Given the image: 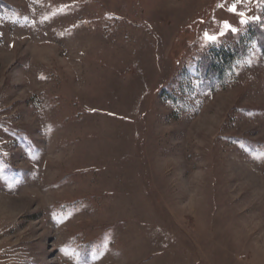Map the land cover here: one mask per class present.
Instances as JSON below:
<instances>
[{"label":"rangeland","instance_id":"obj_1","mask_svg":"<svg viewBox=\"0 0 264 264\" xmlns=\"http://www.w3.org/2000/svg\"><path fill=\"white\" fill-rule=\"evenodd\" d=\"M1 1L0 264H264V0Z\"/></svg>","mask_w":264,"mask_h":264},{"label":"trees","instance_id":"obj_2","mask_svg":"<svg viewBox=\"0 0 264 264\" xmlns=\"http://www.w3.org/2000/svg\"><path fill=\"white\" fill-rule=\"evenodd\" d=\"M8 9L9 5L0 0V13ZM253 43L264 56V22H250L236 45L215 44L209 47L198 65L203 80L202 89L217 91L225 88L234 78L236 66Z\"/></svg>","mask_w":264,"mask_h":264},{"label":"snow or ice","instance_id":"obj_3","mask_svg":"<svg viewBox=\"0 0 264 264\" xmlns=\"http://www.w3.org/2000/svg\"><path fill=\"white\" fill-rule=\"evenodd\" d=\"M227 27V26H226ZM209 39H215L214 37H209Z\"/></svg>","mask_w":264,"mask_h":264}]
</instances>
